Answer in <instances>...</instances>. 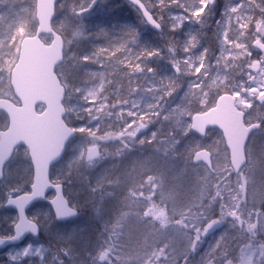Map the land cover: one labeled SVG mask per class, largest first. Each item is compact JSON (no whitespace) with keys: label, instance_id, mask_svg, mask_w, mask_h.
I'll return each instance as SVG.
<instances>
[{"label":"snow or ice","instance_id":"1","mask_svg":"<svg viewBox=\"0 0 264 264\" xmlns=\"http://www.w3.org/2000/svg\"><path fill=\"white\" fill-rule=\"evenodd\" d=\"M96 3L97 0H79L68 5L65 20L68 24L76 23L78 27L85 28L77 21ZM131 3L147 24L158 31L166 30L172 34L167 45L169 55L165 57L160 48L140 45L137 31L131 28L122 27L115 35L100 28L95 37L104 43L94 45L91 52L73 57L77 71L91 64L95 67L86 70L94 77L104 78L105 58L118 54L120 63L128 69L130 94L140 91L152 95L153 102L144 109L138 108L135 115L141 120L146 115L148 121L154 122V117L169 124L167 136H161L160 131L153 130L150 136H145L138 142L160 145L156 151H162L165 157L173 155L174 158H180L183 155L187 164H199L202 155L205 161L209 160L213 150L222 155L225 164H231V152L218 127L205 129L200 126V131L206 135L196 143L189 140L190 137L199 136L196 126L192 125V113H207L225 96L240 97L247 105L240 109L244 112L246 133L243 140V161L235 168V185L231 183L232 169H226L229 184L224 187L218 185L214 193L209 190L208 202L201 200L196 206L198 214L194 222L183 214L173 215L171 223L166 216L153 220L145 214L146 208H137L134 214L128 215V209L125 208L122 215H128L126 227L129 239L131 240L140 224L145 222L152 226L151 239L146 238L142 244L124 251L118 241L125 234V225H120L117 232L118 222L114 221L111 225L104 226L109 238L98 251L93 264H181V260L182 264H190V259L197 252L203 238L210 230L221 225H227V230L201 258L200 264H264V0H225L211 36L216 48L211 44L203 46L202 39L208 36L203 29L208 27V20L213 15L217 0H131ZM58 7L61 11L65 10L63 2ZM201 8L204 9L202 13ZM185 22L199 25L201 30L190 32L181 41L174 34ZM64 27L61 23L59 28L53 29L62 42L67 36ZM13 28L14 25H10L7 36L0 39V49H9L8 53H0V100L8 99L21 106L22 101L11 84L12 72L21 59V45ZM52 38L47 34L42 42L50 43ZM178 49L181 55L177 54ZM154 58L166 59L172 74L161 76L150 64ZM181 65L183 70L180 69ZM137 74L147 82V87H141L131 79ZM65 84V95L61 100L65 111L60 119L67 125L68 135L59 154L53 153L44 162L46 179L38 178L41 165L34 159L29 144L24 140H18L12 145L11 151L0 154V194L3 195L0 207L17 209V219L12 225L13 233L0 236V245L14 242L27 232L33 235L39 232L42 226L41 214L34 217L26 214L27 206L34 200H45L53 207L54 215L47 223L49 228L56 220L72 218L80 212L81 206L67 197L64 191L65 185L72 183L71 165L67 171L56 176L51 175V166L61 156L71 138L94 137L95 131L99 130V123L94 126L95 131L90 125L93 121L102 122L112 112H100L97 108L98 101L90 99L95 95L93 88L80 82L76 76L66 79ZM181 88L184 93L176 107H168L166 97L179 95ZM252 89H259V92H252L250 96L249 90ZM193 98L198 105L196 108L190 107V100ZM104 101L107 104V97ZM131 103L132 107L137 106L135 100ZM127 104L128 101L125 100L120 104L110 105L109 108L119 107L123 112ZM46 108L47 105L43 103L34 106L39 112H44ZM120 115L117 113L118 118ZM128 115H133L131 109H128ZM148 121L140 123L139 128L129 132L127 137H120V156L114 155V159L122 158L124 152L129 150V139L135 143L141 130L147 131ZM11 123L12 117L8 111L0 107V132H6ZM208 133L215 137L211 143L207 142ZM101 155L97 148L92 147L87 151L86 159L82 153L78 157L81 162L91 166ZM23 176L27 178L23 179ZM148 180L155 186L156 182L151 175ZM107 181L88 185L95 218L100 220L104 201L115 198V192L111 189L121 186L119 179L113 183L111 176L107 177ZM133 195L135 190L126 192V199ZM169 228L173 230L172 238L157 246L156 237L166 234ZM33 251L39 257L43 249L25 247L20 255L27 257ZM11 259L15 261L18 257L12 256Z\"/></svg>","mask_w":264,"mask_h":264},{"label":"rangeland","instance_id":"2","mask_svg":"<svg viewBox=\"0 0 264 264\" xmlns=\"http://www.w3.org/2000/svg\"><path fill=\"white\" fill-rule=\"evenodd\" d=\"M62 2L65 5V10L61 11L58 7L55 28H59L60 24L63 23L65 26L64 32L67 33V36H69L70 32L71 35L74 34L77 29L78 34L83 35L84 28L78 27L76 23L68 24L65 20L67 6L74 2H79V0H63ZM203 11L204 9L201 8L200 12ZM219 18L220 15H216V13L211 16L213 29L215 21ZM87 20L82 18L77 22L82 23L85 27ZM10 25H14L13 31L19 43L24 37L30 36L36 29V0H0V39L7 36ZM8 52L9 49L7 47L0 49V53ZM74 56L75 53L66 57L68 62H73L72 68L76 67L73 61ZM201 66L203 67V65ZM66 69L63 66L57 72L64 77L67 73ZM180 69L183 70L182 65ZM163 74H167V72ZM88 86L93 88L95 92V95L90 97V99L97 100V108L100 112H103L106 109V104L100 98L103 88L102 83ZM180 92L179 95L171 98L166 97L168 107H176L181 95L184 93V89L181 88ZM252 92H259V89L249 90L250 96ZM132 96L134 97L127 99L128 104L125 105L123 112H121L119 107L117 109L109 108L107 111L112 112L110 117L103 119L102 122L93 121L90 127H93L94 131V126L99 123V130L95 131V136H79L78 140L70 144L67 157L58 165L55 171L56 174L54 176L62 174L71 165L73 171L72 183L65 185L66 196L81 206L80 217L66 224L56 220L49 228L47 223L51 221L53 213L47 207L40 206L36 210L35 215L41 214L43 238L41 240L38 238L39 241L36 243L30 242L21 248L1 254L0 264H93L98 251L104 247V242L109 238L105 225H111L114 221H117V232H119L120 225H125V234L119 239L118 243L124 251H127L129 247L142 244L146 238L151 239L153 233L152 226L145 222L140 224L131 240L129 239L126 227L128 215L134 214L137 208H146L145 214L153 220L166 216L169 217V223H171L173 215L183 214L185 218L194 222L198 214L196 206L201 203V200L204 203L208 202L209 190L214 193L218 185L224 187L229 184L226 169H229L230 165L225 164L222 155H219L215 150L211 153L215 173L211 174L206 167L187 164L183 155L180 158H174L173 155L165 157L162 151H156V148L160 146L156 143L140 144L138 141L145 136H150L153 130L160 131L161 136H167L169 124L164 123L162 120H156L154 117V122L148 121L146 115L141 120L135 113L138 108L144 109L153 102L152 95L137 91ZM236 98L240 108L247 107L240 97L236 96ZM134 100L137 102L136 107H132L131 102ZM190 107H198L194 98L190 100ZM128 109H131L133 115H128ZM117 113L121 114L120 118H118ZM145 121H148L147 131L141 130L135 143L129 139V150L124 152L122 158L114 159V155L120 156V151L118 150L121 146L120 137H127L129 132L137 130L140 123ZM208 137V143L215 139L211 133L208 134ZM157 139H160V137ZM189 140L192 143H196L199 138L190 137ZM95 144L101 146L102 155L99 160L89 166L81 162L78 154L82 153L86 159L87 151ZM183 148L184 145L182 144L181 149ZM149 175L155 180V186H153L152 181L148 180ZM108 176L113 177V183L118 176L117 179H119L121 187L112 189L115 192L114 199L104 201L103 215L100 220L95 218L93 201L88 192V185L97 182L107 183ZM22 178L26 179L27 177L23 176ZM235 180L236 176H231L233 186L235 185ZM141 189H143L142 193ZM133 190H135L136 196L140 193L141 195L138 197L133 195L130 199H125L123 194H126V192L131 193ZM2 199L3 195L0 194V200ZM125 208L128 209V215H122ZM5 217H8L7 212H5L3 207H0V219ZM96 223L100 225H95ZM157 227H167V225H157ZM81 229L84 230L81 231ZM170 229H168L166 234L156 237L157 246L163 244L166 239L170 240ZM226 230L227 225H221V229L217 233L203 238L197 252L191 257L194 259V264H200L201 258ZM104 231H106L107 239H105L106 235L101 238V234ZM29 246L33 250L42 248L43 252L39 257L35 255V251L30 252L27 257L21 256L20 253L23 252L25 247ZM177 247H179V242H177ZM12 256H17L18 259L13 261L11 259Z\"/></svg>","mask_w":264,"mask_h":264},{"label":"water","instance_id":"3","mask_svg":"<svg viewBox=\"0 0 264 264\" xmlns=\"http://www.w3.org/2000/svg\"><path fill=\"white\" fill-rule=\"evenodd\" d=\"M58 1L37 0L36 18L38 27L36 33L33 36L24 38L21 42V59L12 72L11 84L16 90V95L21 99L22 105L17 106L7 99L0 100V107L5 108L12 117V123L8 130L0 133V154H6L11 151L14 143L18 140H24L25 143L29 144L34 159L41 165V168L38 169V178L41 180L46 179L44 162L53 153L59 154V149L64 147V141L68 135L67 125L60 119L61 114L65 111V107L61 103L65 95V87L56 73L57 67L64 61L65 49L64 41L62 42L61 37L53 31V21L56 17ZM99 1L97 0V3ZM127 1L133 5L131 0ZM97 3L88 12L92 11ZM133 6L136 8L135 5ZM148 25L154 31L162 33L150 24ZM47 34L53 37L49 45L42 42L41 39L42 36ZM40 103L47 105V108L44 112L38 113L34 106ZM243 117L244 112L236 107V98L233 96H225L223 100L218 101L214 109L209 110L207 113L195 114L192 117V125L196 126L195 130L201 137L206 134L200 131V126L205 129L215 126L222 131L227 147L231 152V166L234 173L235 168L239 167V164L243 161V140L246 134ZM67 145L52 166L62 160ZM201 162L210 170L213 169L211 155L207 161L204 160L202 155ZM41 201L45 200H34L27 206L26 212L33 204ZM13 209L15 208L13 207ZM15 210L17 211V209ZM76 216L68 219H58V221H67ZM217 229L218 227H215L208 234H212ZM40 233V230L36 235L27 232L14 242H5L0 245V249L21 243L28 235L38 237Z\"/></svg>","mask_w":264,"mask_h":264},{"label":"trees","instance_id":"4","mask_svg":"<svg viewBox=\"0 0 264 264\" xmlns=\"http://www.w3.org/2000/svg\"><path fill=\"white\" fill-rule=\"evenodd\" d=\"M111 5L104 6L103 8H100L97 10V16L95 19H92L89 22L85 23V28H87V31L84 30L83 35L78 34V32H74L73 37L71 39H66L67 44V50H66V56L69 54L75 53V56L77 54H83L84 52H91L93 49L92 47L94 45L102 44L104 43L101 40L96 39L95 33L100 29L104 28L107 29L113 34H117L118 31L122 27L126 28H134L137 27L138 30V37H139V44L143 45L145 43H155L156 48H160L163 51V55L167 57L168 51H167V45L169 43V38L172 36L171 33H167L166 30L161 35L153 34L150 31L145 30V23L143 21L139 22L140 20L139 14L137 10L129 5V3L126 0H109ZM221 3L222 1L219 0ZM213 13H215L213 11ZM199 25H196L194 23H187V25H184L183 28H181L178 32H176L175 38L178 40H183L186 38V36L190 32H196L200 31ZM203 31L207 32L208 36L202 39V45L207 46L208 44H211L213 48H216V43L211 39L212 32H213V25L211 21V17L208 20V27L206 29H203ZM170 35V36H169ZM67 41H71L69 44ZM199 51V49H197ZM167 54V55H166ZM178 55H181L179 52V49L177 51ZM108 58H112L113 60L120 61L118 54L116 55H109L105 58L107 60ZM104 60V61H105ZM166 60V59H164ZM67 63V65H66ZM63 65L67 69L66 75L61 77L62 81L65 83L66 79L70 80L72 76H76L77 79L82 83H87L89 80V77L91 75L90 71H87V69H90L93 65H88L86 68H79L77 71V68H72V61H69ZM166 64L159 62V72L160 75L163 76L162 71H166V68L169 63H167V60L165 62ZM70 72V74H69ZM172 69L170 67V75L172 74ZM186 83V82H185ZM172 236L170 237V239ZM235 247V244L233 245ZM182 262V260H181ZM190 264H194V259H190Z\"/></svg>","mask_w":264,"mask_h":264},{"label":"flooded vegetation","instance_id":"5","mask_svg":"<svg viewBox=\"0 0 264 264\" xmlns=\"http://www.w3.org/2000/svg\"><path fill=\"white\" fill-rule=\"evenodd\" d=\"M140 20L139 22L143 21L141 13H138ZM87 15H83L82 18L86 17ZM132 29V28H131ZM147 29V27H145ZM133 30H138L137 27H134ZM147 30H150L149 28ZM155 43H145L142 46H148V47H156ZM158 62L159 59H153L150 61V64L155 67L158 71ZM105 74H104V85H103V91L101 93L100 98L104 101V98L107 97V104H106V109L103 112H106L109 109L110 105L114 104H120V102H123L127 100L129 97H134L132 94H130L129 90V80H125V73H126V68L123 67V65L120 63V61L113 60L112 58H108L106 60V66H105ZM167 75H170V65L167 66L166 71ZM121 76L123 79H121ZM125 82V83H124ZM134 82L139 84L141 87H147V82L143 81L141 78V75L137 74L134 77ZM136 96V95H135ZM105 103V101H104ZM118 108V107H117ZM115 108V109H117ZM1 133V132H0ZM59 164L54 166L52 168L51 175L54 176L56 174V169ZM115 183V182H114ZM111 191H113L111 189ZM123 194V193H122ZM125 195V194H124ZM44 206L47 207L52 213V208L49 203L44 202V203H38L33 205L28 211L27 215L29 217H34L36 210L40 207ZM5 212H7L8 217H5L3 219H0V236H7L11 235L13 233V222L17 219V211L15 209L9 208V207H3ZM80 217V212L77 215L76 219ZM75 219H72L70 221L66 222H61L62 224H66L68 222H72ZM43 238V235H41L40 240ZM38 238H33L31 236H28L22 243L16 244V245H11L6 248L0 249V255L9 252L10 250H14L17 248H21L22 246L30 243V242H38Z\"/></svg>","mask_w":264,"mask_h":264}]
</instances>
